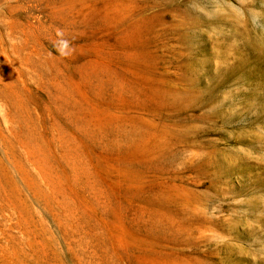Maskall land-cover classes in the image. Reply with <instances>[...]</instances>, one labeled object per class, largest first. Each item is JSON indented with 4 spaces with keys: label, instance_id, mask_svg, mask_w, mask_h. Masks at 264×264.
<instances>
[{
    "label": "rangeland",
    "instance_id": "374dc122",
    "mask_svg": "<svg viewBox=\"0 0 264 264\" xmlns=\"http://www.w3.org/2000/svg\"><path fill=\"white\" fill-rule=\"evenodd\" d=\"M0 264H264V0H0Z\"/></svg>",
    "mask_w": 264,
    "mask_h": 264
}]
</instances>
